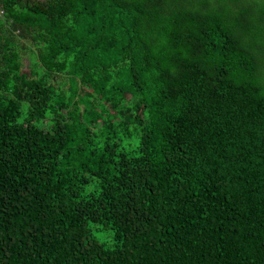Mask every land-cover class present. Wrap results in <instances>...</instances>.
Listing matches in <instances>:
<instances>
[{
	"label": "trees",
	"instance_id": "trees-1",
	"mask_svg": "<svg viewBox=\"0 0 264 264\" xmlns=\"http://www.w3.org/2000/svg\"><path fill=\"white\" fill-rule=\"evenodd\" d=\"M0 9V264H264V0Z\"/></svg>",
	"mask_w": 264,
	"mask_h": 264
},
{
	"label": "rangeland",
	"instance_id": "rangeland-1",
	"mask_svg": "<svg viewBox=\"0 0 264 264\" xmlns=\"http://www.w3.org/2000/svg\"><path fill=\"white\" fill-rule=\"evenodd\" d=\"M111 233L110 232H108V231H104V232H102V238H104V239H107V240H109L110 238H111Z\"/></svg>",
	"mask_w": 264,
	"mask_h": 264
},
{
	"label": "built area",
	"instance_id": "built-area-1",
	"mask_svg": "<svg viewBox=\"0 0 264 264\" xmlns=\"http://www.w3.org/2000/svg\"><path fill=\"white\" fill-rule=\"evenodd\" d=\"M4 15V11L0 9V16Z\"/></svg>",
	"mask_w": 264,
	"mask_h": 264
}]
</instances>
